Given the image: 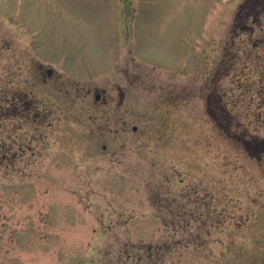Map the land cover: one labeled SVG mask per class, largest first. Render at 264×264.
<instances>
[{
    "label": "rangeland",
    "instance_id": "obj_1",
    "mask_svg": "<svg viewBox=\"0 0 264 264\" xmlns=\"http://www.w3.org/2000/svg\"><path fill=\"white\" fill-rule=\"evenodd\" d=\"M244 1L0 0V264H264Z\"/></svg>",
    "mask_w": 264,
    "mask_h": 264
},
{
    "label": "trees",
    "instance_id": "obj_2",
    "mask_svg": "<svg viewBox=\"0 0 264 264\" xmlns=\"http://www.w3.org/2000/svg\"><path fill=\"white\" fill-rule=\"evenodd\" d=\"M251 2H252V0H245L239 7L238 12L241 13V15H243L245 22H248L250 20V18L252 16L251 11H253V13L255 11V9H254L256 7L255 5L250 8ZM254 14H256V13H254Z\"/></svg>",
    "mask_w": 264,
    "mask_h": 264
},
{
    "label": "flooded vegetation",
    "instance_id": "obj_3",
    "mask_svg": "<svg viewBox=\"0 0 264 264\" xmlns=\"http://www.w3.org/2000/svg\"><path fill=\"white\" fill-rule=\"evenodd\" d=\"M253 7L252 3L250 8ZM249 8V9H250ZM258 9H259V16L264 13V0H258Z\"/></svg>",
    "mask_w": 264,
    "mask_h": 264
},
{
    "label": "water",
    "instance_id": "obj_4",
    "mask_svg": "<svg viewBox=\"0 0 264 264\" xmlns=\"http://www.w3.org/2000/svg\"><path fill=\"white\" fill-rule=\"evenodd\" d=\"M98 98V97H97ZM261 157L264 159V151L261 153Z\"/></svg>",
    "mask_w": 264,
    "mask_h": 264
}]
</instances>
